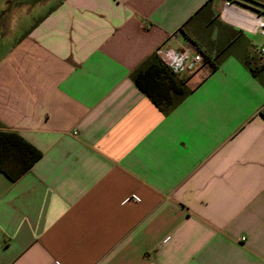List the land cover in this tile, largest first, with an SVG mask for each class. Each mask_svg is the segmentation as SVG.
Masks as SVG:
<instances>
[{
    "label": "crops",
    "instance_id": "1",
    "mask_svg": "<svg viewBox=\"0 0 264 264\" xmlns=\"http://www.w3.org/2000/svg\"><path fill=\"white\" fill-rule=\"evenodd\" d=\"M226 1L264 9L0 0V132L41 152L0 170V264H264V54ZM175 33L205 60L164 113L132 73Z\"/></svg>",
    "mask_w": 264,
    "mask_h": 264
},
{
    "label": "trees",
    "instance_id": "2",
    "mask_svg": "<svg viewBox=\"0 0 264 264\" xmlns=\"http://www.w3.org/2000/svg\"><path fill=\"white\" fill-rule=\"evenodd\" d=\"M254 59L253 54L250 55L249 60L247 59L252 72H255L253 68ZM186 77H180L170 71L158 55L151 56L132 73L135 86L146 94L151 102L164 113H169L192 92V89L186 84ZM22 145L25 147H22ZM13 147L17 154L11 157L9 154ZM7 148H9L8 151H6ZM6 152H9L8 158L15 162L12 165L14 167L19 166L17 172L11 171L10 167H13L11 164L7 165L8 155H6ZM40 157L41 152L18 134L0 132V170L10 176L11 179L16 180L20 177Z\"/></svg>",
    "mask_w": 264,
    "mask_h": 264
},
{
    "label": "built area",
    "instance_id": "3",
    "mask_svg": "<svg viewBox=\"0 0 264 264\" xmlns=\"http://www.w3.org/2000/svg\"><path fill=\"white\" fill-rule=\"evenodd\" d=\"M239 15L242 16L243 24L236 21ZM221 16L223 20L238 25L250 34L264 36V9L247 10L235 2L226 1ZM173 43L175 47L172 46ZM257 51L259 54H264V44ZM157 55L170 71L180 77L188 76L197 68L204 66V52L191 40L180 42L179 33L169 36L164 45L158 49ZM131 200L140 201L136 196Z\"/></svg>",
    "mask_w": 264,
    "mask_h": 264
},
{
    "label": "rangeland",
    "instance_id": "4",
    "mask_svg": "<svg viewBox=\"0 0 264 264\" xmlns=\"http://www.w3.org/2000/svg\"><path fill=\"white\" fill-rule=\"evenodd\" d=\"M260 3H264V0H256ZM249 39L251 40L252 44L254 45L255 50H257L261 45L264 44V36L257 35V34H248Z\"/></svg>",
    "mask_w": 264,
    "mask_h": 264
},
{
    "label": "bare ground",
    "instance_id": "5",
    "mask_svg": "<svg viewBox=\"0 0 264 264\" xmlns=\"http://www.w3.org/2000/svg\"><path fill=\"white\" fill-rule=\"evenodd\" d=\"M241 17H242V16L239 15V17H237L236 21H237L238 23H240V24H243V21H242V18H241Z\"/></svg>",
    "mask_w": 264,
    "mask_h": 264
},
{
    "label": "water",
    "instance_id": "6",
    "mask_svg": "<svg viewBox=\"0 0 264 264\" xmlns=\"http://www.w3.org/2000/svg\"><path fill=\"white\" fill-rule=\"evenodd\" d=\"M4 13H5V12H4ZM4 13H3V14H4Z\"/></svg>",
    "mask_w": 264,
    "mask_h": 264
}]
</instances>
